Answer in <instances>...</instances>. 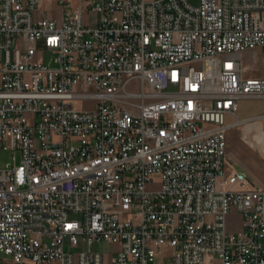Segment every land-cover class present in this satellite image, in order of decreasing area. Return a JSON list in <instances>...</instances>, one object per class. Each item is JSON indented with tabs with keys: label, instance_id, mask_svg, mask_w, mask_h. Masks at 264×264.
<instances>
[{
	"label": "built area",
	"instance_id": "1",
	"mask_svg": "<svg viewBox=\"0 0 264 264\" xmlns=\"http://www.w3.org/2000/svg\"><path fill=\"white\" fill-rule=\"evenodd\" d=\"M263 45L264 0H0V264H264L225 122Z\"/></svg>",
	"mask_w": 264,
	"mask_h": 264
},
{
	"label": "crops",
	"instance_id": "2",
	"mask_svg": "<svg viewBox=\"0 0 264 264\" xmlns=\"http://www.w3.org/2000/svg\"><path fill=\"white\" fill-rule=\"evenodd\" d=\"M241 60L246 67V75L264 78L262 72L254 69L259 63L264 67V45L242 52ZM225 122L231 125L226 131L229 147H237L241 153L245 150V155L254 160H258V156L264 158V97L239 99L236 112L227 113ZM229 154L234 155V150L230 149ZM239 162L242 167L237 169L245 171L249 182L253 183V179L257 178L253 169L242 159Z\"/></svg>",
	"mask_w": 264,
	"mask_h": 264
},
{
	"label": "rangeland",
	"instance_id": "3",
	"mask_svg": "<svg viewBox=\"0 0 264 264\" xmlns=\"http://www.w3.org/2000/svg\"><path fill=\"white\" fill-rule=\"evenodd\" d=\"M53 6L54 5H49L48 3H44L40 7V10L51 9V7L56 9V7L55 6L53 7ZM39 49H43V47L40 44H39ZM52 54H53L52 51L44 50L43 59L45 61H47L48 57L51 56ZM254 69L259 71V72H262L264 74V67L261 63H259V65L255 64ZM229 148L234 150V155L229 154V150H230ZM14 154L16 157H18V154L12 152L11 150H0V166L3 167L5 165H7L8 163H12ZM255 154L258 155L259 153H255ZM226 158L228 161L227 169L231 170V171L242 167L241 163L239 162V159H242L243 161L248 163L251 166V168L253 169L257 178L253 179V181H254L253 183L249 182V185H247V186L263 187L264 188V158L261 159L260 156H258V160L248 158L245 155V150H244V153H241L240 151H238L237 147H234V146L229 147L227 144V139H226ZM154 178H155V180H157V175ZM230 227L232 229H236L239 227V217L237 215H233V214L231 215ZM92 248L94 250H97V251L104 253L105 255H108L110 253H112V254L114 253L115 249L117 248V245L112 243V242L106 241V240H101L99 242H95L92 245ZM0 257L4 260L10 258L9 256H7L6 254H3L2 252H0ZM205 259L207 260V259H216V258H215V256H212V255H206ZM3 264H8V263L3 262ZM43 264H57V263L47 262V263H43Z\"/></svg>",
	"mask_w": 264,
	"mask_h": 264
}]
</instances>
